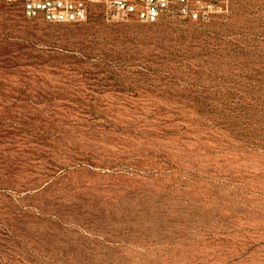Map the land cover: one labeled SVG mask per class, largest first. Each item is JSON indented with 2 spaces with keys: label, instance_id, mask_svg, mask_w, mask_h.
<instances>
[{
  "label": "rangeland",
  "instance_id": "1",
  "mask_svg": "<svg viewBox=\"0 0 264 264\" xmlns=\"http://www.w3.org/2000/svg\"><path fill=\"white\" fill-rule=\"evenodd\" d=\"M210 1H0V264H264V0Z\"/></svg>",
  "mask_w": 264,
  "mask_h": 264
},
{
  "label": "built area",
  "instance_id": "2",
  "mask_svg": "<svg viewBox=\"0 0 264 264\" xmlns=\"http://www.w3.org/2000/svg\"><path fill=\"white\" fill-rule=\"evenodd\" d=\"M20 3L27 16L41 15L50 22H75L85 19L91 5L101 3L110 19L133 16L144 22L156 21L164 12L174 9L189 19H206L212 10L210 0H0Z\"/></svg>",
  "mask_w": 264,
  "mask_h": 264
}]
</instances>
